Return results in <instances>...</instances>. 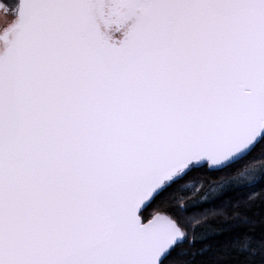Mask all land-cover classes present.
Returning a JSON list of instances; mask_svg holds the SVG:
<instances>
[{"label":"snow or ice","instance_id":"obj_1","mask_svg":"<svg viewBox=\"0 0 264 264\" xmlns=\"http://www.w3.org/2000/svg\"><path fill=\"white\" fill-rule=\"evenodd\" d=\"M0 264H264V0H0Z\"/></svg>","mask_w":264,"mask_h":264},{"label":"trees","instance_id":"obj_2","mask_svg":"<svg viewBox=\"0 0 264 264\" xmlns=\"http://www.w3.org/2000/svg\"><path fill=\"white\" fill-rule=\"evenodd\" d=\"M254 211L259 212V211H262V210L261 209H254Z\"/></svg>","mask_w":264,"mask_h":264}]
</instances>
